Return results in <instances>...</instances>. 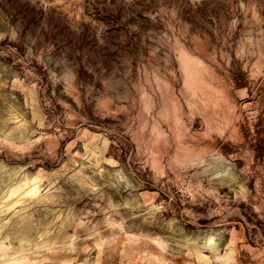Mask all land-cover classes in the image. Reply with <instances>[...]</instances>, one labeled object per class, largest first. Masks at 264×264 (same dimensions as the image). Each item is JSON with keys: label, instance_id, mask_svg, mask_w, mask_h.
Masks as SVG:
<instances>
[{"label": "rangeland", "instance_id": "obj_1", "mask_svg": "<svg viewBox=\"0 0 264 264\" xmlns=\"http://www.w3.org/2000/svg\"><path fill=\"white\" fill-rule=\"evenodd\" d=\"M0 264H264V0H0Z\"/></svg>", "mask_w": 264, "mask_h": 264}]
</instances>
